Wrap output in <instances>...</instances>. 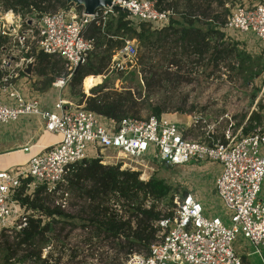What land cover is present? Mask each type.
I'll list each match as a JSON object with an SVG mask.
<instances>
[{
    "label": "built area",
    "instance_id": "1",
    "mask_svg": "<svg viewBox=\"0 0 264 264\" xmlns=\"http://www.w3.org/2000/svg\"><path fill=\"white\" fill-rule=\"evenodd\" d=\"M116 6L125 9L131 20L151 28L166 24L172 14L158 11L151 0H112V6L93 15H85L82 9L78 11L71 5L55 13H36L31 8L30 13L20 15L0 5V36L13 34L15 42L23 47L36 35L33 39L38 52L65 63L67 74L52 84L62 90L73 72L87 62L93 47L86 37L88 28L102 27ZM8 14L11 19H6ZM222 31L252 34L264 47V0L234 8ZM115 54L114 69L134 65L137 60V49L129 40ZM18 55L9 53L0 64V129L25 117H38L45 131L59 136V141L31 157L25 165L0 171L1 230L13 227L21 231L27 226V214L15 199L26 180L30 182L25 184V194L36 186L54 191L66 184L71 171L87 160L85 155L90 151L102 165L120 164L121 171L135 172L133 165H138L137 161L151 148L153 158L169 168L192 162L218 164L221 171L215 179L214 192L226 212L228 224L218 217L205 216L202 204L195 196L187 195L177 204L172 218L157 222L163 230L158 241L145 253L129 254L125 264H242L236 250L238 237L255 248L264 246V203L258 199L264 180L263 133L257 130L237 140L207 145L187 138L189 126L164 117L144 120L125 117L116 121L64 98H59L53 109H44L39 100L23 96L12 82L18 75L15 69L27 77L25 70L32 63ZM22 149L29 151V147ZM105 151L114 155L105 157L102 155Z\"/></svg>",
    "mask_w": 264,
    "mask_h": 264
},
{
    "label": "rangeland",
    "instance_id": "2",
    "mask_svg": "<svg viewBox=\"0 0 264 264\" xmlns=\"http://www.w3.org/2000/svg\"><path fill=\"white\" fill-rule=\"evenodd\" d=\"M258 2L259 0H228L225 5L228 10L225 18L237 6H251ZM0 5L6 9L4 1L0 0ZM69 6L66 2L64 5L61 2H52L49 5L43 3L42 13H55ZM170 19L182 22L178 14H170ZM170 19L166 24L153 25L151 30L161 31L169 26L170 30L180 28L176 24L171 25ZM107 22L108 18L102 24V30ZM207 27L201 26L204 32ZM4 38L5 40H0V64L4 56L14 52L19 53V58L32 61V72L27 77L21 74L20 69L14 70L18 75L12 82L17 85L18 90L22 88L21 82L30 89L53 87V82L67 74L65 63L58 57L49 56L39 66L36 35L23 47L15 42L13 34ZM156 40L151 39L152 43L145 46L131 40L137 49V60L134 65L126 64L119 70L113 68L117 50L105 53V47L96 48L93 45L86 64L80 70H102V73L98 76L88 75L80 83H71L69 80L60 90L62 97L75 106L85 108L88 100L97 96L99 100L102 97L109 102H120L124 111L121 118L144 120L151 116L164 117L177 124H185L184 127L189 126L185 133L187 138L207 145L237 140L257 130L264 134V47L254 35L224 32L221 39L213 38L209 42L210 49L202 56L193 53L189 47L181 46L176 38L164 35L159 42ZM214 46L216 50L213 49ZM230 51L234 54H230ZM101 55H110L103 68L97 63ZM50 80L52 83L48 84ZM58 92L59 90L54 91L52 97ZM53 107L54 103L49 109ZM156 108L162 111L159 116L153 113ZM14 124L3 125L0 132ZM101 124H105V121L101 120ZM227 137L229 140H226ZM94 154L90 151L85 155L86 159L92 160ZM102 155L112 157L114 153L105 151ZM137 163L133 167L139 173L140 181H162L168 190L167 196L161 202L154 203L162 216L174 214L177 204L185 196L195 195L200 197L205 216L220 217L225 225L228 224L221 202L211 191L214 165L209 162H192L179 168H166L153 158L151 148ZM205 170L207 173L203 174ZM89 187V184L81 183L77 188H69L66 183L55 191H43L41 188L38 197L45 206L50 209L59 208L69 217L47 218L39 211L24 208L27 221L30 218L41 219L42 225H49L42 239L31 242L35 252H39L40 259L30 257L25 246H17L20 240L19 231L12 227L8 230L0 229V264H45L43 261L48 256L52 258L47 264H125L122 254L118 255L117 249H112V240L102 241L103 234L99 239L92 240V244L86 245L83 242L96 231L95 225L90 226L88 222L93 216L91 214L98 212L85 194L84 190ZM37 188H30L26 195L32 199ZM261 189L260 196L264 195V182ZM151 204V199L143 202L146 209ZM106 206L115 208L111 203ZM238 239L242 240L241 237ZM251 246L255 249L252 257L246 256V250L239 253L242 264H263L261 260L264 257V248H261V252H256L257 248ZM133 251L146 252L143 248H134Z\"/></svg>",
    "mask_w": 264,
    "mask_h": 264
},
{
    "label": "trees",
    "instance_id": "3",
    "mask_svg": "<svg viewBox=\"0 0 264 264\" xmlns=\"http://www.w3.org/2000/svg\"><path fill=\"white\" fill-rule=\"evenodd\" d=\"M6 9H12L15 13L25 15L31 12V8L36 13H42L44 8L42 4L63 3L64 0H2ZM155 8L158 11H170L172 14H178L182 22L170 19V24H176L178 29L170 30V26L161 31H152L151 26L146 23H134L129 20V14L115 9L113 14L108 17V22L104 29L91 25L88 28L87 39L92 41L94 47H105L107 53L110 50H118L124 45L125 40H136L142 45L151 44V39L161 40V37L176 38L181 46L189 47L193 53L202 56L209 51V42L213 38L221 39L223 37L222 25L224 18L228 13L225 5L228 0H153ZM80 11L81 8L79 7ZM224 10L225 12H219ZM226 19V18H225ZM201 26H208L204 32ZM169 31V33H168ZM223 32V33H222ZM162 35V36H161ZM0 38H2L0 36ZM0 40H5L3 37ZM216 50V46L213 47ZM115 52V51H114ZM219 53L216 52V54ZM230 54L234 52L230 51ZM104 55V53H103ZM99 56L97 63L100 67L106 65V60L110 55ZM49 57L41 52L38 54V64H44V60ZM97 58V57H96ZM39 73V72H38ZM102 70L93 71L91 69L81 71L80 68L71 76V83H80L88 75L98 76ZM40 75H43L39 73ZM1 75V73H0ZM52 80L48 84H51ZM78 95V94H75ZM81 96V95H80ZM83 98V94L81 96ZM87 110L97 115L119 120L122 117L123 104L109 102L108 99L100 97L90 98L87 103ZM154 115L159 116L162 111L159 108L154 109ZM119 165L105 166L99 163V160H85L74 167L67 177L69 188H77L81 183H87L90 187L85 191L87 198L96 206L97 213H93L88 219L89 225H95V233H91L83 240L86 245L93 243L100 236H104L102 241L112 240V249H117V253L122 254L124 260L133 253L134 248H143L146 251L158 240V234L161 229L157 222L162 218H172L173 213L162 216L155 207L156 202H161L168 194V190L162 181L149 180L142 182L139 180L138 172L121 171ZM30 182L26 180L17 192L15 199L23 207L31 211H39L47 218L69 217L59 208L50 209L38 197L41 194V188L38 187L34 192L32 199L24 192L25 184ZM59 188H56L57 190ZM54 190V191H55ZM147 199L152 200V204L147 209L143 202ZM111 203L115 208H109L106 205ZM48 224H43L41 219L30 218L27 226L18 232L20 240L17 244L25 246L29 250V256L39 258V252H35V247L31 244L35 239H42L48 231ZM116 242V244H114ZM34 247V248H33ZM52 256H48L43 263L47 264ZM59 262V259H56ZM123 260V262H124Z\"/></svg>",
    "mask_w": 264,
    "mask_h": 264
},
{
    "label": "crops",
    "instance_id": "4",
    "mask_svg": "<svg viewBox=\"0 0 264 264\" xmlns=\"http://www.w3.org/2000/svg\"><path fill=\"white\" fill-rule=\"evenodd\" d=\"M21 83L22 88L20 89V93L27 98H35L39 100L41 107L44 109L51 110L52 108L49 109L51 104H55L59 98H63V94L57 88L46 87L45 89H30L27 87V85H24L23 82ZM56 90H59L58 94H56L55 97H52V93ZM48 96H50V98ZM58 141L59 136L45 131L43 123L38 117L30 116L28 118L26 117L20 119L13 126L6 127L4 130H2V132H0V171L8 170L15 166L25 165L31 157L41 153L44 149L56 144ZM24 147H29V151L27 153L23 151L22 148ZM211 164L214 165L213 173H211L213 179V187L211 191L213 194H215L214 182L217 176L220 174L221 168L216 163ZM204 173H207V171H203V174ZM198 198L196 197V199L200 202V197L198 196ZM258 199L264 203V195L260 196L259 193ZM226 221L228 223V219H226ZM239 240L240 239H238L236 243L238 255L243 250H246V256L249 258L252 257L255 253V249L252 248L248 241ZM259 248H257L256 252H261V248H264V246ZM261 262L264 264V257H262Z\"/></svg>",
    "mask_w": 264,
    "mask_h": 264
},
{
    "label": "water",
    "instance_id": "5",
    "mask_svg": "<svg viewBox=\"0 0 264 264\" xmlns=\"http://www.w3.org/2000/svg\"><path fill=\"white\" fill-rule=\"evenodd\" d=\"M64 1L66 2L67 5L72 4L76 8L80 7L85 15H93L98 10L104 9L108 6H112V0H64ZM112 8L128 13L125 9L118 6ZM76 70L74 71V73L76 72ZM31 72H32V64H28L25 73L27 75H30ZM164 167L169 168L166 165H164Z\"/></svg>",
    "mask_w": 264,
    "mask_h": 264
},
{
    "label": "bare ground",
    "instance_id": "6",
    "mask_svg": "<svg viewBox=\"0 0 264 264\" xmlns=\"http://www.w3.org/2000/svg\"><path fill=\"white\" fill-rule=\"evenodd\" d=\"M6 19H11V14H8V15L6 16Z\"/></svg>",
    "mask_w": 264,
    "mask_h": 264
}]
</instances>
